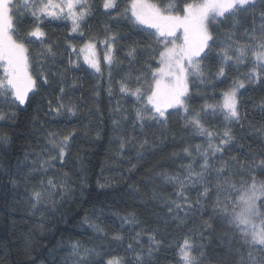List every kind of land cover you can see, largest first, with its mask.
<instances>
[{"label": "snow or ice", "instance_id": "snow-or-ice-1", "mask_svg": "<svg viewBox=\"0 0 264 264\" xmlns=\"http://www.w3.org/2000/svg\"><path fill=\"white\" fill-rule=\"evenodd\" d=\"M100 9L116 23L106 24L99 35H86V22ZM121 19L133 25L143 41L142 49L136 43L128 46L123 59L117 49L121 38L111 31ZM55 22H64L68 30L65 70L86 65L99 79L102 63L107 66L108 95L119 93L112 109L114 130L131 117L133 129L158 126L166 133L169 122L179 117L184 130L202 138L173 153L175 172L161 173L173 194L158 201L165 213H156L160 223L148 228L135 210L126 212L121 223L133 228H121L111 238L123 246L121 232L134 235L128 237L123 255L109 254L99 264H158L165 245L173 255L170 264H229V259L234 264H264V152L243 158L231 154L238 143L234 128L242 127L241 90L264 86V0H0V120H13L16 110H26L40 89L50 85L49 73L61 79L57 103L49 100L48 111L56 117L77 116L79 107L64 102V72L49 67L61 55L45 31ZM33 48H39L35 55ZM113 72L119 77L115 91ZM121 100L132 104L131 112ZM45 135L48 154L37 155L32 170L47 174L57 163L67 164L75 133ZM119 139L121 150L135 141ZM0 142L7 144L8 138L0 137ZM146 146L145 136L138 147ZM8 179L17 183L11 174ZM70 187L67 173L57 179L49 176L46 183L41 180L29 193L34 214L58 212L55 197L63 202ZM85 222L94 232L102 231L87 217ZM217 223L228 226L230 235L218 238L223 251L213 258L208 250ZM161 224L165 232L176 234L161 236ZM72 253L77 257L74 264H92L91 258L100 255L79 242L72 244Z\"/></svg>", "mask_w": 264, "mask_h": 264}, {"label": "trees", "instance_id": "trees-1", "mask_svg": "<svg viewBox=\"0 0 264 264\" xmlns=\"http://www.w3.org/2000/svg\"><path fill=\"white\" fill-rule=\"evenodd\" d=\"M102 11L98 10L86 22V35H99L105 31L106 24L116 23L102 15ZM63 24L55 22L45 29L61 53L56 57L57 63L49 64V67L58 73L64 72V102L77 105L79 111L76 117H56L55 113L48 111L49 100L53 105L57 103L60 87L58 81L61 79L49 73L50 85L40 89L26 110H16L13 120H0V137L8 138L7 144L0 142V264H74L77 257L72 253V244L76 242L99 252V256L91 258L92 264H99L112 253L123 255L128 237L134 235V231L121 232L124 236L123 246L111 238L121 228H133L132 225H122L123 215L135 210L148 228L156 227L160 223L156 221V213L162 217L165 215L158 201L173 194L172 186L164 183L161 173H172L178 169L173 153H179L184 143H200L202 139L193 138L190 132L184 130L179 117L169 122L166 133L158 126L143 132L139 128L133 129L131 117L118 131L114 130L112 116L115 113L112 109L119 93L116 92L112 98L108 95L107 66L102 63L103 74L99 79V74L87 69L85 65H82L83 70H65L67 58L64 56V46L68 30ZM248 26L251 27L250 21ZM111 31L117 32L121 38L117 45L121 59L133 43L143 48V41L127 20L121 19ZM100 38H103L102 35ZM31 51L35 55L39 48ZM123 66L127 67V61ZM117 79L119 77L113 72L114 91ZM230 84L231 80L228 81ZM241 91L244 92L240 100L242 127L236 125L234 128L238 143L231 154L243 158L264 152V86H250ZM120 102L129 112L132 111L131 103L123 100ZM200 102L197 97L195 107H199ZM47 132L75 135L70 155L66 157L67 164L61 166L57 163L54 169L45 174L32 169L37 155L46 157L48 154L46 148L50 146L45 135ZM145 136L150 147L140 149L138 143ZM118 137H135V146L128 144L121 150ZM64 173H67V182L71 187L63 202L55 197V207L59 211L53 214L45 210L43 215L40 212L34 214L29 196L31 188L39 187L41 180L46 183L49 176L57 179ZM9 174L17 181L15 185L9 181ZM154 194L156 200L153 199ZM40 207L43 209L45 206ZM85 217L102 231L94 232L85 222ZM204 219H208V216L205 215ZM195 222L198 227L200 218L196 217ZM214 228L208 255L218 258L223 251L218 247V238H227L230 233L228 226L220 223L215 224ZM135 230H139V226ZM175 234L171 229L165 232L161 224V236ZM144 242L146 244L147 236ZM158 255L161 256L158 264H170L173 259L167 245L164 246V252ZM229 264H234V259H229Z\"/></svg>", "mask_w": 264, "mask_h": 264}, {"label": "rangeland", "instance_id": "rangeland-1", "mask_svg": "<svg viewBox=\"0 0 264 264\" xmlns=\"http://www.w3.org/2000/svg\"><path fill=\"white\" fill-rule=\"evenodd\" d=\"M86 66V65H85ZM87 67V66H86ZM92 71V70H91ZM6 111V110H5Z\"/></svg>", "mask_w": 264, "mask_h": 264}]
</instances>
